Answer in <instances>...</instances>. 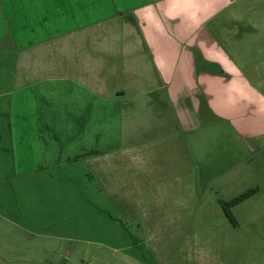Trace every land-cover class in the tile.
Here are the masks:
<instances>
[{"label": "crops", "instance_id": "1", "mask_svg": "<svg viewBox=\"0 0 264 264\" xmlns=\"http://www.w3.org/2000/svg\"><path fill=\"white\" fill-rule=\"evenodd\" d=\"M209 8L0 0V220L57 241L90 231L146 264L149 231L113 205L177 200L160 186H191L197 152L235 140L263 153L264 6L203 18Z\"/></svg>", "mask_w": 264, "mask_h": 264}, {"label": "rangeland", "instance_id": "2", "mask_svg": "<svg viewBox=\"0 0 264 264\" xmlns=\"http://www.w3.org/2000/svg\"><path fill=\"white\" fill-rule=\"evenodd\" d=\"M193 1L210 4L209 9H204L203 18L215 13L219 6L214 18L226 17L235 5L244 11L264 6V0ZM219 39L223 43L224 39ZM260 153L247 151L241 141L235 140L227 146L226 153L219 154L217 147L209 156L197 152L195 168L188 170L192 171L191 186L185 179L160 186L173 187L177 200L158 201L143 196L138 202L132 195L123 200L122 204L127 202L123 208L113 205L117 212L113 214L134 234L139 229L142 234L149 231L148 240L142 239L146 244V264H264V151ZM254 188L259 191L235 206L233 212L240 223L236 228L225 215L220 200H231ZM191 195L193 201L187 211ZM154 220L162 232L158 239L151 237ZM94 239L95 234L89 231L88 240L57 241L43 230L34 233L1 219L0 264H143Z\"/></svg>", "mask_w": 264, "mask_h": 264}, {"label": "trees", "instance_id": "3", "mask_svg": "<svg viewBox=\"0 0 264 264\" xmlns=\"http://www.w3.org/2000/svg\"><path fill=\"white\" fill-rule=\"evenodd\" d=\"M256 191H258L257 188H254L252 190L246 191L242 194H238L237 196H235L234 198H232L231 200H223L221 198V206L222 209L225 213V215L227 216V218L231 221V223L233 225H237L238 224V219L236 217V215L233 212V208L238 205L239 203L241 204L242 202H244L245 200H247L249 197H251Z\"/></svg>", "mask_w": 264, "mask_h": 264}]
</instances>
